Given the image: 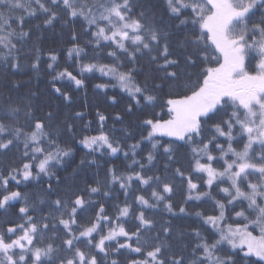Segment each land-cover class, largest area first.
I'll use <instances>...</instances> for the list:
<instances>
[{"label":"snow or ice","instance_id":"snow-or-ice-1","mask_svg":"<svg viewBox=\"0 0 264 264\" xmlns=\"http://www.w3.org/2000/svg\"><path fill=\"white\" fill-rule=\"evenodd\" d=\"M33 19H42L36 30L57 20L71 26L66 66L47 52L53 81L83 88L84 73L99 72L109 82L96 89L127 97L124 113L138 114L140 129L127 151L121 141L135 135L125 126L116 137L120 113L105 131L108 117L97 111L98 134L89 135L92 121L77 128L81 112L37 116L30 99H13L20 85L8 77L25 67L38 73L45 54ZM0 68L8 89L0 93V155L20 152L18 164L0 171V213L16 209L0 221V264H121L122 256L126 264H264V0H0ZM77 146L86 154L73 177L81 167L99 169L98 152L131 163L58 195L52 181L62 182ZM42 177L46 189L19 190ZM117 184L125 200L109 212L102 201ZM178 193L182 203L174 204ZM206 205L210 213L198 210ZM184 217L198 226L174 225Z\"/></svg>","mask_w":264,"mask_h":264},{"label":"trees","instance_id":"trees-1","mask_svg":"<svg viewBox=\"0 0 264 264\" xmlns=\"http://www.w3.org/2000/svg\"><path fill=\"white\" fill-rule=\"evenodd\" d=\"M42 24V19L37 20L33 19L29 23V27L33 28L34 39L36 37L39 38V44L42 49H44L45 54L42 56L41 68L38 73L33 72L30 67H25V69L17 73L16 75H10L8 77L9 80H13L19 83L20 87L12 92L13 99L16 98H24L25 101L28 99L31 100L34 108L36 109V115L40 116L47 111H54L60 114V117L63 118L65 114H74L76 112L83 113V120H77L76 125L79 129L83 123H87L88 121H92V125L90 130L87 132L89 135L98 134L99 130V121L97 119L96 113L97 111L101 112L105 116L108 117V120L105 122V131L112 129L114 121L113 117L120 113L125 116L123 125L121 123H115L116 129V137L119 138L123 135L120 131L122 127H128L129 131L133 132L135 135V140L128 139L127 141H121L124 144V150L127 151V145L135 143L136 140L140 138V129L137 127V115H125L124 109L126 104L128 103L127 97L125 96L121 99L122 94L119 92V89L116 88H108L106 90H98L95 88L96 84L99 83H108L109 78L102 76L99 72L95 73H84L85 86L83 88H77L75 84L67 79H60L53 81L52 77L55 73L50 72L47 69V61L48 51H56L60 54L59 63L61 67L66 66L67 57L65 55V49L70 46V27L64 26L62 20H57L54 22V25L49 28H41L40 30H36L35 25ZM75 30L77 32L80 31L79 25L75 26ZM84 37H81V43L84 42ZM31 46V42L29 43V47ZM89 57L92 56V51L88 49ZM31 53L28 52L27 48L25 49V63L30 64ZM84 63L90 62L88 59L83 61ZM101 62L109 63L108 59H104ZM71 64L69 67L70 71H73L74 74L78 72V65L74 62H67ZM79 78V77H78ZM5 74L4 70L0 68V93H3L5 96L8 93V89L3 87L5 83ZM53 83L55 87H59L62 92H67L72 97V102H65L55 91L53 88ZM30 93H35V96H30ZM116 95L118 99H120V103L113 105L109 99V97ZM156 111H159L157 109ZM146 135V133H144ZM79 149V146H77ZM143 147L145 149L150 148V144L145 142ZM86 150L79 149L75 154V157L72 161L69 162V165L65 170L59 171V175L61 177V183L57 186L55 180L52 181L54 187H57V194L64 195L67 185L73 184L78 189H84L87 184H93L97 179H103L106 173V170L110 166H115L120 172H126L127 165L131 163L130 159H125L122 154L119 155V158H109V157H101L100 153L95 154V159L101 165L99 169L96 166H85L81 167L78 170V173L73 177V170L77 168L79 161L81 158L85 157ZM146 155V152L143 153ZM92 156H89L88 159H92ZM20 159V152L13 149L12 152H9L7 155H0V171L4 170L10 163L18 164ZM139 159V157H137ZM105 160H108V163H104ZM162 166V165H161ZM97 172L99 175L97 176ZM48 177H42L39 183L33 181L28 183L27 186L25 184L19 185V190L24 193H33L40 192L47 188ZM13 190H15L16 186L11 185ZM139 185L133 184V188H138ZM136 194H143L137 192ZM147 195H150L148 193ZM52 199H55L56 196H52ZM94 199H101L100 197H93ZM125 200V196L123 194V190L119 189V185L113 186V195L111 199H108L105 202V207L109 212L114 211L113 205L116 203H123ZM131 200V198H130ZM174 204L182 203V197L179 193L176 195L173 201ZM134 207H136L134 205ZM189 211H193V207L188 206ZM138 210V209H137ZM207 212H211L210 205L204 206L202 209ZM16 209H9L6 214L0 213V221H3L5 218H14L13 213ZM164 218H171L168 213L163 214ZM160 217L157 216V219ZM195 217H184L183 219H175L173 220L174 225L178 226L180 229L191 231L192 228L197 227V223L195 222ZM59 243V241H57ZM135 255V254H134ZM121 260V264H126L125 257H119ZM255 259V258H253Z\"/></svg>","mask_w":264,"mask_h":264}]
</instances>
